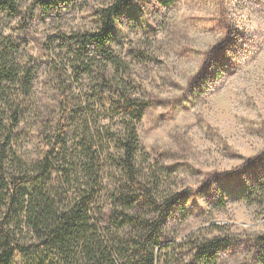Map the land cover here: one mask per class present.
Wrapping results in <instances>:
<instances>
[{
    "label": "rangeland",
    "instance_id": "obj_1",
    "mask_svg": "<svg viewBox=\"0 0 264 264\" xmlns=\"http://www.w3.org/2000/svg\"><path fill=\"white\" fill-rule=\"evenodd\" d=\"M1 1L0 48L34 71L30 95L14 102L10 85L2 105L7 126L14 111L20 119L15 155L33 164L56 143L50 160L71 173L54 171V185L69 200L92 191L90 217L123 247L136 230L117 229L111 198L126 183L118 139L135 123L137 184L156 203L176 198L154 264H196L183 244L192 232L227 240L209 264H264V205L241 199L264 177V0H133L113 17L115 65L69 36L98 31L116 0ZM127 101L146 103L139 121ZM141 188L134 207L150 220L157 206Z\"/></svg>",
    "mask_w": 264,
    "mask_h": 264
},
{
    "label": "trees",
    "instance_id": "obj_2",
    "mask_svg": "<svg viewBox=\"0 0 264 264\" xmlns=\"http://www.w3.org/2000/svg\"><path fill=\"white\" fill-rule=\"evenodd\" d=\"M131 1L116 0L113 5L102 9L99 30L69 36L71 43L80 51L91 47L110 63L118 64L110 49V30L117 10ZM1 4L10 7L12 2L2 0ZM33 77L31 68L21 65L14 57L10 58L0 48V264H15L17 258L23 264H154L157 247L161 244L159 228L176 198L160 196L156 203L152 187L137 184L135 158L141 148L135 123H127L125 133L118 139L126 183L123 182L125 187L117 188L112 195V216L117 217V229L130 226L133 231L136 230L131 244L120 247L116 238L114 240L109 233L104 234L90 217L94 199L92 191L69 200L66 195L70 190L61 194L54 185L51 180L54 171L63 176L71 173L65 159L56 161L55 165L51 162L56 143L49 153L50 158L44 157L33 164H28L12 151L10 144L20 119L14 111L10 115L12 124L7 126L9 114L2 105L10 102L11 91L7 89L10 85L16 89L14 102L28 97ZM132 106L139 107V112L134 115L137 122L146 103L127 101L126 108ZM60 125L62 127L63 123ZM141 187L142 202L157 206L156 216L150 220L138 218L134 207ZM130 192L134 197L129 195ZM241 199L247 204L264 205V177L244 188ZM23 233L24 236L20 237ZM226 243L227 240L220 237L199 240L198 232H192L183 244L190 246L194 263L209 264L214 260L216 251ZM256 245L264 249V233L256 237Z\"/></svg>",
    "mask_w": 264,
    "mask_h": 264
}]
</instances>
